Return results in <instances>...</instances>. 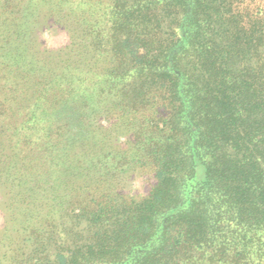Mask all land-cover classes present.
<instances>
[{
	"label": "trees",
	"instance_id": "1",
	"mask_svg": "<svg viewBox=\"0 0 264 264\" xmlns=\"http://www.w3.org/2000/svg\"><path fill=\"white\" fill-rule=\"evenodd\" d=\"M3 186L0 264H264V0H0Z\"/></svg>",
	"mask_w": 264,
	"mask_h": 264
},
{
	"label": "rangeland",
	"instance_id": "2",
	"mask_svg": "<svg viewBox=\"0 0 264 264\" xmlns=\"http://www.w3.org/2000/svg\"><path fill=\"white\" fill-rule=\"evenodd\" d=\"M51 21L52 20H47L44 27H46L48 24L51 26ZM41 36L43 42L45 41L47 43V49H60L67 46L69 43L68 33L65 27L61 25L52 26V28L48 29V31H42ZM15 119H17V117ZM29 149H35V144L32 143L29 145ZM20 165L21 164L19 163V166ZM151 183L152 182L150 180L149 174H146V172L140 173L136 171L131 174L129 179H127V189H132L133 194L143 197L149 191ZM13 187L3 186L0 188V225L2 224V221H20L16 219V216H18L19 213H21V215L22 213H25V208H23L20 212V208L23 207V204L16 203V195ZM16 229H18V225H12L7 235V239L3 238L2 242L10 240L16 241L21 238V235L16 233ZM25 250L26 249H24V251ZM28 252L29 251L27 250L26 254Z\"/></svg>",
	"mask_w": 264,
	"mask_h": 264
}]
</instances>
